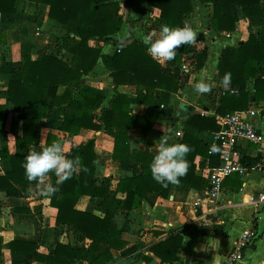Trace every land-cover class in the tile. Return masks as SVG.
Wrapping results in <instances>:
<instances>
[{"label": "trees", "instance_id": "trees-1", "mask_svg": "<svg viewBox=\"0 0 264 264\" xmlns=\"http://www.w3.org/2000/svg\"><path fill=\"white\" fill-rule=\"evenodd\" d=\"M17 1L48 7V17L60 23L65 32L62 48L72 55V61L68 64L47 51L34 58V48L22 46L23 64L7 88L9 104H0V134L5 133V122L9 116L23 122L42 121L48 117L51 108H59L63 110L61 130L64 133L78 135L83 129H89L111 135L115 140L113 157L139 163L143 173L121 178L114 188L99 187L95 182L99 158L94 140L74 144L66 155L68 158L79 156L81 170L62 184L55 185L59 190L51 195V205L57 209L56 222L72 226L93 245H101L106 250L94 255L90 250L59 243L53 255H44L39 252L38 243L14 240L10 244V264H78L81 260L107 264L114 258L112 249L122 250L127 246L116 220L120 211H133L143 202L153 206L158 198H169L179 190L180 185H187L196 192L206 187V181L195 173V160L199 155L208 156L210 148L196 139V132L204 130L213 133L219 131L220 126L212 118L200 115L189 118L185 135L180 141L193 149L186 157L188 172L180 178L178 185L163 187L152 178L150 170L155 155L149 150L152 142L148 141L145 151L134 150L131 148L130 131L141 128L146 137H151L154 125L162 116L161 107L155 103V92L178 91L179 75L176 71L181 67L190 45L178 46L175 59L163 64L148 55L147 47L137 40L125 46L122 44L113 55H106L101 42L112 40L123 26L119 0H0V13H17ZM199 1L208 7L209 25L215 31L232 32L236 29V7H241L249 17L264 19V0ZM148 5L151 9L160 10L162 19L171 27L186 24V16L195 10L194 0H148ZM207 58L208 50L197 54L195 66L202 68ZM100 60L109 69L116 87L132 85L138 88V100L145 101L149 106L145 116L134 114L128 96L119 92L108 102V107L97 114L105 103V96L87 88L85 82ZM219 73L224 78L226 75L230 77L228 84L240 88L239 94L224 96L221 113L244 108L246 85L252 79L256 80L254 99L264 100V41L259 43L254 36H250L239 48L225 47L219 62ZM41 137L39 130L26 126L22 135L15 137L16 153L10 154L7 145L2 148L0 157L2 160L9 159L12 169L0 176V193L17 198L30 195V181L23 167L28 155L25 149L40 144ZM55 140L56 137L50 134L45 146ZM243 158L247 166H254L260 160ZM83 197L101 199L104 216L78 210L76 206ZM4 216L6 227L13 228L7 212ZM181 244L182 236L175 234L152 250L162 262L173 264L178 259L177 251ZM1 251L0 242V255Z\"/></svg>", "mask_w": 264, "mask_h": 264}, {"label": "crops", "instance_id": "crops-1", "mask_svg": "<svg viewBox=\"0 0 264 264\" xmlns=\"http://www.w3.org/2000/svg\"><path fill=\"white\" fill-rule=\"evenodd\" d=\"M120 14L123 17L122 29L113 36L112 40L101 42L103 54L113 55L123 44L128 45L132 40L141 43L142 36L152 35L153 40L159 37L161 28L166 22L158 9H151L148 0H119ZM195 10L186 16L185 22L192 28L209 23V11L206 13L199 7L202 4L194 0ZM17 13L5 15L0 13V104L8 105V84L16 76L23 64L21 60L22 46L34 48V58L39 53L47 51L58 55L64 62L70 64L72 55L62 48L64 30L60 23L48 17V7L42 4H32L28 1H17ZM236 29L232 32H219L220 38L213 42L208 49V58L202 68L193 66L182 79L179 78V89L176 93L161 90L155 92V103L162 110V116L153 127L151 137H146L141 128L130 131L131 148L145 151L148 141L151 153L156 154V145L160 138L166 136L169 143H180L185 135V126L193 115L212 118L228 114L221 113L222 101L226 94H239V86L224 83V77L219 73V62L225 47L239 48L241 44L254 36L261 43L264 41V19L245 15L241 7L235 8ZM126 34V38L120 39ZM160 62V61H159ZM160 62V63H164ZM181 67L176 73L179 75ZM204 76L211 88L208 93L200 94L195 84ZM256 80L252 79L246 85V98L243 109L254 105H263L264 100L256 101ZM85 86L105 96V103L97 111L100 114L104 107L117 92L129 98L132 111L138 116H145L149 106L145 101L138 100V88L132 85L116 87L110 77V71L100 60L95 70L87 77ZM194 107V112L187 117H177L182 103ZM222 110V111H221ZM228 111V110H227ZM63 110L51 108L48 117L42 121L23 122L8 117L5 122V133L0 134V151L7 145L9 153H16L15 137L21 136L26 126L39 130L42 134L40 144L26 148L40 150L47 143L51 134L56 137L55 142L64 146L67 153L74 144H85L94 140L95 151L99 158L95 182L97 186L114 188L117 182L125 176H138L143 172L139 163L122 159H115L114 138L103 132L83 129L80 134L73 135L61 130ZM255 123L264 133V109H261ZM212 132L198 130L196 139L217 151L208 156H197L195 160L196 175L206 181L209 169L220 165L219 143L213 144ZM7 139V141L5 140ZM133 143L137 144L133 146ZM238 152L244 165L243 157L261 160V154L256 145L243 142ZM218 156V157H217ZM217 157V160L215 158ZM259 160V162H260ZM258 162V163H259ZM257 163V164H258ZM256 164V165H257ZM254 166H247L248 173H235L228 177L223 184V191L217 207L209 216L210 226H201L199 214L192 206V202L200 194L187 185H180L179 190L173 192L169 198H158L153 206L143 202L133 211H120L117 223L122 231V237L127 246L122 250H111L113 260L107 264H169L164 263L152 250L155 246L166 242L171 236H182V244L177 251L178 259L173 264H226V259L232 251L237 239L255 224L258 231L256 241L245 250L244 258L237 264H260L264 260V203H251V197L264 194V175ZM12 169L10 160L0 162V176ZM57 177L49 173L44 181L30 182V195L24 198L8 197L0 193V242L2 251L0 264H10V244L14 240L35 242L39 245V252L53 255L57 244L70 245L73 248L90 250L94 255H100L106 248L93 245L84 234L72 226L58 225L56 222L57 209L51 205V195L47 192L49 185L55 186ZM101 199L83 197L76 208L90 212L97 216H104V209L100 206ZM7 212L13 228L6 227L5 214ZM35 264H47L36 262ZM78 264H92L89 260H81Z\"/></svg>", "mask_w": 264, "mask_h": 264}, {"label": "built area", "instance_id": "built-area-1", "mask_svg": "<svg viewBox=\"0 0 264 264\" xmlns=\"http://www.w3.org/2000/svg\"><path fill=\"white\" fill-rule=\"evenodd\" d=\"M193 29L197 31L198 37L194 44H190V50H188L183 59L179 73L181 79L195 66L196 55L208 50L211 44L220 38L219 33L213 30L209 23L193 27ZM262 79L264 81V75ZM262 104L217 117L220 130L213 132L211 138L213 144L219 143L221 145L220 165L208 170L205 176L206 187L192 202V206L199 214L201 226H210L211 220L209 216L220 201L224 181L235 173L241 175L248 173L249 169L243 164L241 155L238 152V147L243 142H248L258 147L261 160L255 168L264 175V133L259 130L255 123L261 109H264V103ZM250 202L255 204L264 203V194L251 197ZM258 236L255 224L252 228L242 233L227 256L226 264H237L243 260L245 250L256 241Z\"/></svg>", "mask_w": 264, "mask_h": 264}, {"label": "clouds", "instance_id": "clouds-1", "mask_svg": "<svg viewBox=\"0 0 264 264\" xmlns=\"http://www.w3.org/2000/svg\"><path fill=\"white\" fill-rule=\"evenodd\" d=\"M197 37V31L189 24L175 27L166 25L161 28L158 38L153 40L152 35H144L142 42L147 47L148 55L163 62L175 59L178 46L194 44ZM124 38H126V34L120 37V39ZM229 79L230 77L226 75L224 83H229ZM194 90L200 94L211 91L204 76L195 84ZM136 145L133 143V146ZM155 147L157 153L150 164L152 178L163 187H168L169 184L178 185L180 178L188 172L189 163L186 157L193 149L185 143H169L166 136H162L160 143ZM216 151L215 146L209 149L210 154ZM81 163L79 156L68 158L64 146L59 142H53L38 151L30 149L25 157L23 167L26 178L30 182L38 180L42 183L49 173H54L57 177L56 184L59 185L78 173L81 170ZM58 190L57 186L49 185L47 187L49 194H54ZM260 264H264V260H261Z\"/></svg>", "mask_w": 264, "mask_h": 264}, {"label": "water", "instance_id": "water-1", "mask_svg": "<svg viewBox=\"0 0 264 264\" xmlns=\"http://www.w3.org/2000/svg\"><path fill=\"white\" fill-rule=\"evenodd\" d=\"M194 110H195L194 107L184 102L181 104V107L177 113V117L181 118V117L190 116L194 112Z\"/></svg>", "mask_w": 264, "mask_h": 264}, {"label": "rangeland", "instance_id": "rangeland-1", "mask_svg": "<svg viewBox=\"0 0 264 264\" xmlns=\"http://www.w3.org/2000/svg\"><path fill=\"white\" fill-rule=\"evenodd\" d=\"M199 7L202 9V11H203L204 13H206V8H205L203 5H202V6L200 5Z\"/></svg>", "mask_w": 264, "mask_h": 264}]
</instances>
